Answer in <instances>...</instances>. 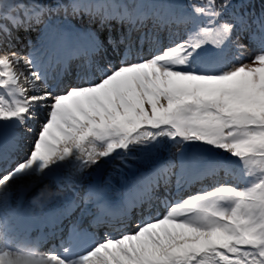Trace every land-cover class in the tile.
Instances as JSON below:
<instances>
[{"label":"snow or ice","instance_id":"snow-or-ice-1","mask_svg":"<svg viewBox=\"0 0 264 264\" xmlns=\"http://www.w3.org/2000/svg\"><path fill=\"white\" fill-rule=\"evenodd\" d=\"M0 264H264V0H0Z\"/></svg>","mask_w":264,"mask_h":264}]
</instances>
